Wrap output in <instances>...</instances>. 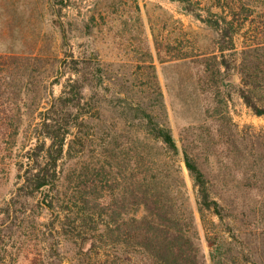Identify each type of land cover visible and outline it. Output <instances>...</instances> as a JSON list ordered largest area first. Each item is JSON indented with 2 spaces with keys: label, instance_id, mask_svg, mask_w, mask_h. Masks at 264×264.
I'll return each mask as SVG.
<instances>
[{
  "label": "rangeland",
  "instance_id": "rangeland-1",
  "mask_svg": "<svg viewBox=\"0 0 264 264\" xmlns=\"http://www.w3.org/2000/svg\"><path fill=\"white\" fill-rule=\"evenodd\" d=\"M253 1L235 12V49L224 51L232 68L218 73L219 47L229 42L223 18L232 15L214 0H0V264H133L128 247L102 238L104 225L129 229L146 215L133 205L131 177L147 170L146 157H136L173 152L146 135L138 106L175 140L176 164L161 159L164 182L178 191L181 166L207 264V235L231 243V264H264V117L245 105L233 67L264 11ZM60 97L76 107L59 116L71 126L62 178L28 197L18 177L24 156L40 144L47 110L65 104ZM183 152L206 174L222 219L204 212L201 221ZM104 156L124 205L112 217L88 212L79 198L80 182L94 179L85 168Z\"/></svg>",
  "mask_w": 264,
  "mask_h": 264
},
{
  "label": "trees",
  "instance_id": "trees-1",
  "mask_svg": "<svg viewBox=\"0 0 264 264\" xmlns=\"http://www.w3.org/2000/svg\"><path fill=\"white\" fill-rule=\"evenodd\" d=\"M214 1L216 2H213L214 7L226 10L232 15L231 20L223 18L228 26L225 28V36L229 37V42L226 46H220L218 50L222 57L217 68V72L220 73L222 68L225 70L232 68V64L225 59L224 51L235 49L233 33L239 30L238 15L235 12L250 10L254 1ZM259 1L264 8V0ZM188 11L192 12V10ZM244 21V24L249 22L252 25L251 20L246 18ZM248 32H251V36L249 38L245 36L240 61L235 60L233 67L237 69L242 79L243 87L240 88V96L245 105L257 116L264 117V11L258 25ZM5 59L16 61L18 58L9 56ZM60 98L58 100L64 101L65 104L55 105L47 110V115L42 118L39 125L41 134L37 136V141H40V144L28 150L24 156L23 165L26 166L25 168L23 166V172L18 177L21 182L20 189L28 197H33L44 187L58 186L62 178L58 163L64 156L66 139L71 126L66 128L67 125L61 124L59 116L63 113L71 115V111H74L76 107L71 104L72 100L69 98L68 100ZM136 110L141 114V117L136 118L147 124L146 135L173 152H146L145 156L143 153L136 157L138 160L146 157L147 170L145 173L136 172L131 177L134 188L133 205L143 206L146 215L141 219L133 217L129 222V229L121 230L119 226L111 228L109 223L104 225L102 238H106L109 243L128 247L134 256V261L131 260L133 264H207L196 228L195 211L187 206V188L182 177L181 166L174 170L176 178L180 180L178 191L171 190L164 182L165 174L161 159L166 157L175 165L177 162L175 159L179 156L171 131L168 127L153 122L151 115L142 107L138 106ZM5 127L7 131H17V128L12 125L8 124ZM61 127L66 129L61 130ZM47 140L50 141L48 145ZM183 162L196 189V204L201 221L205 220L204 212L222 219V205L213 198L210 183L204 171L188 152H183ZM113 169H115L113 159L108 156L102 157L99 163L96 162L85 168L84 175L86 172L87 177L94 178L93 181L82 180L79 185V198L85 205L91 204L88 212L99 213L105 217H112L119 213L121 209L119 201L122 200L115 198V188L109 185L110 181H115L112 180ZM84 175L83 177L86 178ZM109 193H112V196H109ZM176 201L180 203L181 214H175ZM207 241L211 247L209 256L212 264L233 263L232 259L234 260L235 256H233L231 243L217 235H207ZM113 262L117 264L118 261L113 260Z\"/></svg>",
  "mask_w": 264,
  "mask_h": 264
}]
</instances>
